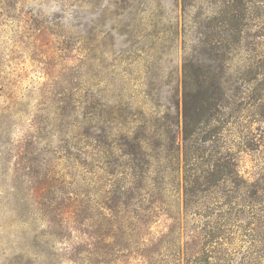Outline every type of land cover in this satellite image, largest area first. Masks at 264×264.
I'll return each instance as SVG.
<instances>
[{"label":"rangeland","instance_id":"rangeland-1","mask_svg":"<svg viewBox=\"0 0 264 264\" xmlns=\"http://www.w3.org/2000/svg\"><path fill=\"white\" fill-rule=\"evenodd\" d=\"M223 1L0 0V264H264V0ZM192 63L262 100L185 197Z\"/></svg>","mask_w":264,"mask_h":264},{"label":"trees","instance_id":"trees-1","mask_svg":"<svg viewBox=\"0 0 264 264\" xmlns=\"http://www.w3.org/2000/svg\"><path fill=\"white\" fill-rule=\"evenodd\" d=\"M185 1L183 0V2ZM244 1L224 0L222 2L224 8L220 16L226 22L227 30L231 35L235 32L239 33L237 25L241 24L242 12L238 9V5ZM212 47L215 56H220L219 53L223 46L217 41ZM227 60L228 57H226ZM222 76V71H215L209 64L192 63L190 66L187 64L183 66L182 145L185 197L193 192V182L198 185L206 183V181L217 184L227 180L226 165L231 164V160L222 153L220 140L232 125L240 123L244 113L249 115L251 110H256L261 104L262 97L259 92L253 98L254 91H252L251 85L249 87L247 85L252 83L254 78L245 79L243 84L239 83L232 87V85H226ZM248 81L250 82L247 83ZM257 114L260 121V109ZM237 147L240 151L247 150L248 140L245 136L238 137ZM208 150L210 159L205 158L204 160L208 163V167L202 169V173L194 175L192 173V158L195 157V154H205ZM232 173L236 178L239 177L238 170L235 168L232 169Z\"/></svg>","mask_w":264,"mask_h":264}]
</instances>
